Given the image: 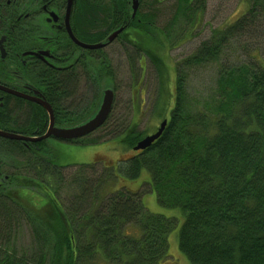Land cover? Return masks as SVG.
<instances>
[{
  "label": "trees",
  "instance_id": "obj_1",
  "mask_svg": "<svg viewBox=\"0 0 264 264\" xmlns=\"http://www.w3.org/2000/svg\"><path fill=\"white\" fill-rule=\"evenodd\" d=\"M156 1L141 0L132 18L126 0H89L74 26L89 42L103 41L125 26L117 38L132 44L138 53L145 36L161 40L155 32L159 31L161 50L168 33L156 25ZM249 3L235 21L213 29L187 60L218 61L228 42L258 26L264 0ZM205 4L206 0H178L174 22L183 15L190 28ZM112 7L115 19L110 20ZM147 50L164 73L158 53ZM102 62L100 65L111 68L106 56ZM219 84L217 97L192 110L184 103L178 83V94L170 97L173 104L166 109L168 122L162 134L146 149L121 157L118 170L112 161L102 160L104 172L96 179L87 174L76 176L73 181L80 189L68 208L57 194L66 165H59L52 152L46 161L0 137L1 173L11 175L0 185V264H158L169 255V235L177 227L178 217L150 211L144 205L143 192L125 186L99 198L100 180L114 184L118 173L136 179L143 171L150 176L144 184L155 192L158 202L182 212L178 246L192 264H264V65L228 68L222 64ZM166 100L159 97L156 110L163 108L160 104L168 106ZM112 113L113 109L100 128L109 126ZM139 124L132 118L114 135L123 136L129 150L148 134L138 130ZM94 164H77L82 167L79 173ZM46 184L52 205L47 212H37L27 201L33 199L31 187L39 186V196L34 198L41 200L36 203L41 207L46 204L42 199ZM26 225L32 236L30 246L19 249V235ZM128 225H136L140 233H126Z\"/></svg>",
  "mask_w": 264,
  "mask_h": 264
},
{
  "label": "rangeland",
  "instance_id": "obj_2",
  "mask_svg": "<svg viewBox=\"0 0 264 264\" xmlns=\"http://www.w3.org/2000/svg\"><path fill=\"white\" fill-rule=\"evenodd\" d=\"M177 2L178 0H157L153 7V11L156 13V25L163 29L166 35L168 33L161 50H159V46L162 34L155 31L157 36H161V40L155 41L145 36V41L141 44L142 51L139 53L137 48L125 39H114L104 52H100V56L104 54L103 56H106L112 65L113 75L110 78L108 75L101 76V80L100 77L97 80V85L92 82L93 86H85L82 92L85 96L82 105L85 108L93 104L96 97L99 101L104 86L112 84L116 92L109 126L91 132L83 137L87 140L80 141V143L51 140L52 155L57 158L56 161L59 165H66L62 169V180L57 193L66 208L79 193L80 187L73 181L76 176L81 177L82 174H87V177L96 179L104 172L102 160L112 161L118 170L119 159L135 152L127 148L123 136L118 138L114 136L117 133L120 134L130 124L132 118L134 122H140L138 130H145L148 134L157 130L162 119L169 115L168 107L173 104L170 97H176L178 94L176 89L178 83L183 89L184 103L192 110H196L200 108V102L219 95V75L222 64L228 68L246 63L256 66L264 65V11L259 14L260 24L254 29L248 30L247 34L238 35L228 42L218 61L198 63L195 60L190 62L187 60L193 57L202 41L210 38L213 29H223L243 14L248 9L250 0H206L205 8L198 11L196 20L193 24L191 23V29L187 20L183 19V15L180 16L181 20L174 22L176 14L174 7ZM171 23H173L172 26ZM147 48L158 53L162 60L164 73L161 74L163 71L158 69L157 61L149 55L150 52ZM163 74L165 75L164 79L162 78ZM159 97H165L168 106L160 104L163 108L156 110ZM170 101L171 103H169ZM159 111H161L160 115ZM163 113L164 115H162ZM91 162L95 163L93 168L86 167L82 173H79L82 167L77 164ZM121 175L118 173L119 178L115 180L114 184H112V180H108L107 183L99 181V184H102L99 198L122 186L134 192H143L144 205L150 211L166 216H176L179 219L177 227L169 235V255L158 264H192L178 246V231L183 221L180 209L167 208L158 202L155 192L150 189L147 183L144 184L150 177L148 172L143 171L136 179H129ZM56 179L54 178L53 181ZM31 189L34 191L31 195L33 199H28V204L33 206L34 210L35 208L39 209L37 212L49 211L52 205L50 200L41 207L36 204L41 201L38 197L34 198L35 195L39 196L37 194L39 186L33 185ZM25 204L27 205V203ZM29 205L27 206L32 209ZM131 226L126 227V233L135 235L140 233V229L136 225ZM30 233L28 225L22 228L17 242L19 249L23 246L26 248L30 246L32 239ZM100 264L106 263L100 262Z\"/></svg>",
  "mask_w": 264,
  "mask_h": 264
},
{
  "label": "flooded vegetation",
  "instance_id": "obj_3",
  "mask_svg": "<svg viewBox=\"0 0 264 264\" xmlns=\"http://www.w3.org/2000/svg\"><path fill=\"white\" fill-rule=\"evenodd\" d=\"M126 3L131 16L130 0ZM89 5V0H73L68 13V0H0V130L30 138L0 137L19 143L46 161L52 152L51 140L79 143L76 141L83 138L63 139L51 134L35 140L33 137L43 136L50 127L51 111L55 127L77 124L93 112L98 101L96 97L84 108L83 88L93 86L92 82L97 85L100 75H113L112 65L109 68L107 64V69L100 65L104 61L100 52L111 42L101 48L79 43H98L80 37L74 26V19ZM113 15L114 7L108 18L115 19ZM1 169L0 147V185L11 177ZM45 190L42 197L47 203V184Z\"/></svg>",
  "mask_w": 264,
  "mask_h": 264
},
{
  "label": "water",
  "instance_id": "obj_4",
  "mask_svg": "<svg viewBox=\"0 0 264 264\" xmlns=\"http://www.w3.org/2000/svg\"><path fill=\"white\" fill-rule=\"evenodd\" d=\"M72 1L73 0H68V13L71 8ZM130 3H131L130 5L131 16L132 18H134L136 11L140 4V0H130ZM124 28L125 26H120L119 28L110 32L107 35L105 40L100 41L98 43H95V44H85L82 42H79V43L82 44L83 46L90 47V48H98V47L101 48V47L106 46L110 42H112L114 39H116L117 36L120 34V32L123 31ZM69 30H70V27H69ZM115 92H116L115 88L112 84L105 85L102 90L101 97L99 98V101L97 102L96 109H94L93 112L89 114L88 116H86L82 121L78 122L75 125L68 126V127L58 128L54 126L53 114H52L51 108L48 105L51 111L50 127L48 128L47 132L43 136L33 137V138L35 140H38V139L50 136L52 134L56 137H61L63 139H72V138L84 137L90 134L91 132L99 128L101 125H103L106 119L109 117L110 112L112 111V108H113L114 101H115ZM167 122H168L167 118L163 119L158 129L154 133L147 134L145 137L140 139L134 146V149L139 150V149H146L147 147H149L162 134L164 128L167 125ZM0 135L8 137V138H17V139L19 138L29 139L30 138V137H27V136H24L18 133H12V132H7L3 130H0Z\"/></svg>",
  "mask_w": 264,
  "mask_h": 264
},
{
  "label": "bare ground",
  "instance_id": "obj_5",
  "mask_svg": "<svg viewBox=\"0 0 264 264\" xmlns=\"http://www.w3.org/2000/svg\"><path fill=\"white\" fill-rule=\"evenodd\" d=\"M90 114H91V113H90ZM87 116H88V115H87ZM107 119H108V118H107ZM107 119H106V120H107ZM105 122H106V121H105ZM146 135H147V134H146ZM146 135H145V136H146ZM145 136H144V137H145ZM141 139H142V138H141ZM134 146H135V145H134ZM133 150H134V151H139V150H144V149L135 150L134 147H133Z\"/></svg>",
  "mask_w": 264,
  "mask_h": 264
}]
</instances>
